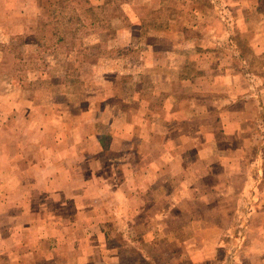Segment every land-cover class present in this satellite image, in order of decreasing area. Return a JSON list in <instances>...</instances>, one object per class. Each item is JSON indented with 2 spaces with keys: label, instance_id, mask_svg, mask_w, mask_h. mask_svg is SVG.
<instances>
[{
  "label": "rangeland",
  "instance_id": "374dc122",
  "mask_svg": "<svg viewBox=\"0 0 264 264\" xmlns=\"http://www.w3.org/2000/svg\"><path fill=\"white\" fill-rule=\"evenodd\" d=\"M218 67L227 71L228 78L236 73L239 87L233 94L246 102L236 107L240 137L214 136L220 153L204 184L227 193L214 210L239 212L240 230L250 229L247 237L237 236L245 247L252 242V228L264 227V0H0V141L4 143L13 131L37 132L26 116L56 133L66 130L70 121L69 130L100 133L107 147L106 134L122 125L118 116L124 102L136 116L152 117L147 121L152 128L164 131L169 115L160 103H167L172 93L175 108L190 115L187 100L199 92L193 85L199 88L209 79L206 72ZM90 108L92 120L87 114ZM41 116L50 118L42 122ZM179 117L181 123L184 116ZM204 144L198 138L179 147L178 167L207 166L198 160ZM48 170L52 173L53 167ZM116 173L118 177L111 172L106 178L109 173L100 172V184L106 186L102 197L121 203V186L113 189L121 177ZM8 175L2 179L9 180ZM158 189L164 193L162 186ZM28 190L31 198L39 194ZM177 191L181 198L182 187ZM37 205L6 202L5 190H0V264H101L130 238L137 243L142 239L138 232L123 236L129 220L122 218L121 205L109 203L114 217L98 221L108 235L101 241L95 235L99 250L84 249L80 254L76 249L86 246L80 243H90L92 236L79 233L78 226L85 228L88 220L69 218L74 204L45 203L52 211H67L63 218L56 212L46 217ZM201 205L179 207L201 210ZM162 206L167 209L170 203ZM172 216L174 220H163V240L174 232L178 241L185 234L194 237L185 216ZM150 225L146 221L145 228ZM242 247L232 248L228 257L239 255ZM146 248L150 255L152 247ZM221 257H226L225 250Z\"/></svg>",
  "mask_w": 264,
  "mask_h": 264
},
{
  "label": "crops",
  "instance_id": "0c3cea01",
  "mask_svg": "<svg viewBox=\"0 0 264 264\" xmlns=\"http://www.w3.org/2000/svg\"><path fill=\"white\" fill-rule=\"evenodd\" d=\"M206 74L209 76L208 81L199 88L194 84L192 89L199 92L187 100V107L191 109L190 115H184L182 110L175 108L176 99L172 93L167 97V103H160L166 109V115H169V120L164 123V131L152 128L147 122L152 121V117L146 119L145 114L136 116L124 102L122 108L120 107L123 113L118 116L122 125L113 127L106 134L110 136L107 147L103 145V135L100 133L76 128L69 130L68 126L72 125L68 124L70 121H66V130L56 133L47 125H39L35 119L24 116V119L36 124L35 129L38 131H13L4 143L0 141V190H5L6 202H36V210L43 211L46 217H52V213L54 216L56 212L45 205L47 202L74 204V210L70 212L73 215L69 218L88 220L85 228L78 226L79 233L92 236L90 243H80L86 245L76 249L80 254L84 249L99 250V242L94 240L95 235L101 241L108 235V230L98 221L114 217V210L108 207L109 203L121 205L122 218L129 220L122 230L123 236L138 232L142 239L137 243L130 238L110 259L101 260V264H264V238L262 242L258 241L264 237V227L252 228V242L246 238L248 242L244 240V247L242 238L237 236L243 233L247 237L250 229L247 227L246 233L240 230L239 223L237 224L240 218L238 211L216 212L214 204L226 200L227 193L219 192L215 186L209 188L204 184L210 165L218 159L216 157L220 153L214 136L224 134L225 138L240 137L241 130L238 128L240 131H237V124L240 123L237 119L239 111L236 107L246 102L244 98L233 94L239 87L236 73L228 78L227 71L218 67L213 71L208 70ZM190 102H193L191 107ZM193 109L201 110L202 113ZM93 113L90 108L87 113L90 120ZM182 115L184 119L180 123L177 119ZM58 117L64 122L61 116ZM41 118L43 122L50 117ZM154 119L158 121V116ZM178 123L180 125L176 126ZM198 138L206 142L200 150L204 154L201 153L198 160L205 161L208 165L198 166V169L195 166H181L180 169L177 164L178 148ZM50 166L53 167L52 173L48 170ZM102 171L109 173L106 178L110 177L111 172L115 176L116 172L121 174L118 184H113L114 190L120 188L118 185L122 188L121 200L119 199L121 203L106 199L107 196L102 197L106 187L100 184ZM179 171H182L181 174ZM235 171L236 169H232V172ZM7 172L9 180L4 181L2 178ZM218 183L222 185L224 181ZM229 183L233 185L231 181ZM160 186L164 193L158 189ZM25 187L27 194L24 192ZM179 187H182L184 193L181 198L177 193ZM218 187L222 190L221 186ZM29 188L39 194L31 198ZM43 201L44 206L41 204ZM164 202L170 203V207L162 209ZM196 202L202 203L199 206L201 210L182 211L179 207L180 203ZM174 206L176 212L173 211ZM56 213L62 218L68 214L67 211L60 210ZM172 215L185 216L190 222L187 227L195 231L194 237L185 234L184 239L178 241V233L174 232V236L163 240V220L170 217L174 220ZM146 221L151 224L150 228H145ZM168 228L174 227L172 225ZM146 247H152L150 255ZM236 247H242L240 254L228 257L231 249ZM222 250L226 252L225 258L221 257ZM134 254H138L139 259ZM153 255L157 257H152ZM73 263L88 264L87 261Z\"/></svg>",
  "mask_w": 264,
  "mask_h": 264
}]
</instances>
